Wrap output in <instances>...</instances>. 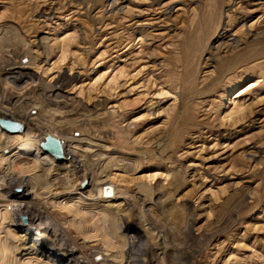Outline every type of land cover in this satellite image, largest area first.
I'll use <instances>...</instances> for the list:
<instances>
[{
	"label": "rangeland",
	"instance_id": "374dc122",
	"mask_svg": "<svg viewBox=\"0 0 264 264\" xmlns=\"http://www.w3.org/2000/svg\"><path fill=\"white\" fill-rule=\"evenodd\" d=\"M0 72V108L12 113L5 97L16 93L80 163L56 175L68 160L40 161L48 191L108 218L84 240L50 211L80 259L264 264V0H0ZM59 75L72 78L62 98L39 96ZM25 131L0 138L21 145ZM22 189L6 195L1 226L30 205ZM100 191L109 199L97 201ZM12 225L6 251L70 264L58 240L38 248L26 217Z\"/></svg>",
	"mask_w": 264,
	"mask_h": 264
},
{
	"label": "bare ground",
	"instance_id": "6f19581e",
	"mask_svg": "<svg viewBox=\"0 0 264 264\" xmlns=\"http://www.w3.org/2000/svg\"><path fill=\"white\" fill-rule=\"evenodd\" d=\"M10 70L3 72V73L0 72V73L4 75L6 78H12V80L16 83L24 81V80L32 79L31 77L32 75H30L29 73H26V72L16 73ZM13 73H16L17 75L15 76L13 75ZM71 79L72 78L70 77H66V75L65 76L59 75L51 85H46L43 87H41L40 85L39 86L40 89H38L39 96H43V97L45 95L52 96L54 93H56L55 95L57 98L59 99L62 98V96H60L61 90L62 88H64L63 86L67 82H69ZM3 97L4 96H2V98ZM5 102H8V103L13 102L15 107L13 109V112L9 110L12 113H7L8 109H7V112H5L3 108H0V119L10 121V122L13 121L15 123L17 122L19 125L23 124V126H25L26 128V131L23 136L21 135L23 138V141H22L23 144L21 145L18 144L17 142L20 138L18 139L8 138L7 143H3L0 138V171L6 172V175H4V177L0 179V192L2 193L0 195V215H1L2 210H4L5 208L8 209L9 208L8 205L10 206L9 204L10 201L7 200L8 196L6 195L13 188H16V187L23 188L22 190H25L26 194H28V200H30L27 204H30V205L29 206L20 205L17 207V209H12L10 213V219L6 222H3L2 226L0 225V264H3L7 256L12 255V254L13 256H15L16 253H17L18 258H22L20 264H34L32 263V258L24 262L26 256L33 257L37 254V252L35 250H32L31 248L28 250L22 251V252H20V249H17V248L14 251L5 250V249H9L8 247L10 245V242L13 241L14 239V237H9L10 235L7 233L8 232L7 230H9V228L13 226L12 223H16L18 221L19 217H26L28 219V224L33 226V230L34 228L36 229L35 232H38L39 234L38 238L34 239V241L38 243L37 245L38 248L39 246H41V243H43L45 239L53 238V239L58 240L60 243L61 242L63 243L61 249L63 251L64 256L60 255L57 257V259L59 258L60 260H63V257H65L64 259H66L70 264H90L87 260L83 258L80 259L78 256H76V254L79 252V249L74 245L71 238L67 235V232L64 229L63 225H60L57 223V220H55V216L51 215L50 211L54 209L57 211V213H65L66 217L68 218V220L66 221L67 222L66 224L70 228H74L79 233V235L84 238V240L85 239L93 240L94 236L89 235L90 231H92V228L96 227L99 224L103 225V227L105 228L107 224L106 221H108V218L103 216V217H98L95 220L93 219L94 218L93 216L94 214L92 212L93 210L84 211L83 207H80L81 206L80 204H72L70 206H64L62 203L63 195L60 194L61 192L59 194H51L52 192L50 193V191H48L50 183L48 184V182L45 179H43L41 175V173H43L44 171V165L40 161H43L45 163L46 159H55V158L50 156L48 153L45 154V152H43L40 149L39 144L42 143L44 139H34V138H24V137L39 136L41 135V131H42L47 137L56 139L59 142L60 144V158L59 159L63 158L64 160H68V162L65 165H61V166L58 165L52 168L54 169V172L57 173L56 175H59V173L61 172L62 173L66 172L69 169L72 170L74 173L77 171L79 172V170L81 169L79 165L80 163H78L79 161L77 162L73 159V157H71L72 155L69 153L68 150H66L64 146L65 144L63 145L61 140L54 135V133H58V129H56L54 126L53 127L46 126L40 123L34 124L33 121L35 120L31 119L34 116V113L32 111H29L30 110L29 108H27L29 110L22 109L21 107L22 100L16 93L14 92L8 93V95L5 97ZM42 102L43 101L41 100V103ZM50 102H53V101H50ZM33 103L34 102H32L30 105H32ZM41 103L40 105L43 104ZM57 103L56 105L61 104V103H58V104ZM40 109L41 108H39V110ZM23 126H22V131L18 134H21L23 132ZM33 127H36V128H33ZM64 130H62L63 131L61 132L62 134L64 133ZM31 148H34V152L31 151ZM41 156H43L44 158H41ZM55 160H58V159H55ZM57 179L59 178L56 176L55 180ZM97 198H98L97 201L109 199V197H105L104 194L101 193V191L99 192V196ZM56 215L58 216V214ZM47 220L53 222V224L46 225L45 221ZM51 226H53V228ZM52 257L55 258L56 254L53 253L50 256H48V260H51ZM35 260L36 261L40 260L36 264H49V263L44 262L41 259H35ZM96 264H106V262L104 259H101L97 261Z\"/></svg>",
	"mask_w": 264,
	"mask_h": 264
},
{
	"label": "water",
	"instance_id": "95a60500",
	"mask_svg": "<svg viewBox=\"0 0 264 264\" xmlns=\"http://www.w3.org/2000/svg\"><path fill=\"white\" fill-rule=\"evenodd\" d=\"M0 129L7 134H18L22 131V126L15 122L0 119ZM39 147L43 152L48 153L53 158H60V144L56 139L46 137L44 141L39 144Z\"/></svg>",
	"mask_w": 264,
	"mask_h": 264
}]
</instances>
